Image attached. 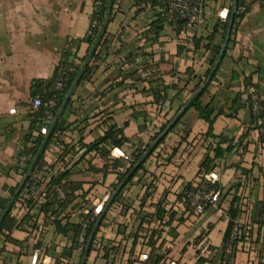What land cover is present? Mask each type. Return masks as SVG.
I'll list each match as a JSON object with an SVG mask.
<instances>
[{
  "label": "crops",
  "instance_id": "0c3cea01",
  "mask_svg": "<svg viewBox=\"0 0 264 264\" xmlns=\"http://www.w3.org/2000/svg\"><path fill=\"white\" fill-rule=\"evenodd\" d=\"M246 1L251 9L240 20L220 70L203 96L204 103L212 102L216 109L230 106L214 123L216 135H224L233 144L246 135L238 149L218 160L207 175L222 190L214 204L197 216L178 198L185 185L196 179L205 158L213 155L218 141L205 136L208 123L191 108L108 210L99 236L116 246L115 264H128L129 259L131 264H149V238L153 234L156 252L164 256L159 264H219L234 197L240 207L238 220L249 227V236L237 243L232 264H264V141L251 127L246 94L236 116L228 115L237 107L230 109L232 99L244 91L248 74L254 73L253 79L264 93V0ZM232 4V0H208L206 21L193 32L201 39V48L195 50L194 37L177 40L175 23L165 21L157 35L151 24L158 17L149 7L140 11L141 0H117L108 24L109 43L101 58L91 59V73L74 89L71 104L63 111L62 126L68 128L52 140L44 155L52 164L53 174L69 169L68 181L82 183L75 191L80 196L65 206L61 214L66 216L59 228L53 221L45 224V214L35 209L32 212L38 230H14L11 240L0 235V264H72L80 248L77 243L74 255L68 256L72 232L65 222L80 223L89 210L102 206L118 177L115 168L119 166L105 168V158L95 151L86 152L84 145L117 125L130 139L120 152L129 154L133 147H144L204 77L221 42ZM93 10L94 0H0V198L7 197L21 179V168L29 157L31 144L25 137L32 122L34 84L55 74L68 49L75 53L71 59L75 65L88 55L89 44L78 40L89 33ZM218 23L217 32L209 40ZM173 83H179V95L169 90ZM165 91L170 92L173 103L168 114L164 107L167 101L158 102L156 95ZM150 185V194L145 196ZM48 187L56 189L60 202L70 192L60 185ZM36 198L38 202L45 200L40 192H36ZM162 198L169 210L164 220L145 219L139 228V219L154 213V204ZM21 204L15 210L20 217L26 213ZM171 212H176L175 219L165 224ZM179 217L185 221L180 223ZM124 225L125 231H119ZM136 233L139 237L130 256ZM199 235L203 236L196 241ZM213 237L220 238L219 242L215 243ZM189 247L192 255L187 259L182 253ZM198 251L205 259L200 263ZM103 261L101 253L92 252L88 264Z\"/></svg>",
  "mask_w": 264,
  "mask_h": 264
},
{
  "label": "trees",
  "instance_id": "16d2710c",
  "mask_svg": "<svg viewBox=\"0 0 264 264\" xmlns=\"http://www.w3.org/2000/svg\"><path fill=\"white\" fill-rule=\"evenodd\" d=\"M116 2H117V0H113L112 9H114V5L116 4ZM141 2L143 4V7H142V9H140V11L141 10L143 11L146 8H148V3L146 0H141ZM232 2H233V0H232ZM250 6H251L250 3H248L246 0H239L238 1L237 9L235 12L234 25L232 28V33H231V37L229 39L227 50L230 46V43L234 40L233 35L236 32L237 28L239 27L240 20H242L245 17V15L250 11V9H251ZM107 8H108V0H94V10L91 13V17H90L89 33L83 39H79L78 43L85 41L89 44V49L92 47V45L96 41V39L99 35V32L101 30V27H102V24H103V21L105 19V15L107 12ZM231 10H232V5L230 6L229 12H228V14L225 18L224 24H223V33H222L221 42L219 43V45H217V47L215 49L214 55L210 61V66L206 70L204 77L200 78L199 81L195 84V86L191 89V94L205 81V79L207 78V76L209 75V73L211 71V68L213 67V65L215 63V60H216V58H217V56L221 50L222 44H223L224 39H225L226 30H227L230 15H231ZM150 11H152L154 13V15L158 17L151 24V28H153L155 30L156 34L158 35L159 31H161L163 28L164 22L165 21L167 22V19L158 10V8L156 7L155 4L152 5V7H150ZM113 16L114 15L112 12L109 23L112 20ZM95 19L98 20V25L96 27H93V23H94ZM172 23H176L178 25L181 24V22H179V21L172 22ZM218 25H219V23L216 25L212 34L208 36L209 40H211L213 38V35H215V33L217 32V26ZM189 35L191 36V38L194 37L193 32H190ZM109 37H110V33L108 32V26H107L105 34L103 35L102 40L99 43L92 59H98V58L102 57L104 47H106V44L109 43ZM194 42H195V50H199L201 48V39L199 37H196V34L194 37ZM207 46H209V45H207ZM227 50H226L224 57L227 54ZM74 57H75V53L72 51V49H68L67 51H65L63 53L62 61L60 62V64L56 68L55 74L50 79L37 80L35 82L34 89H33L30 100L34 96H36V94L45 90L44 88L48 89V87L51 86L56 81V79L58 77V71L61 68L69 67L70 68L69 69V76L63 85L60 103H59L58 108L56 109V113H57V111H58V109H59L68 89H69V87L71 86L76 74L78 73V71H79L81 65L83 64L84 60L86 59L87 55L82 57L80 59V62L77 65H75L71 60L72 58L74 59ZM220 65H221V63H220ZM219 70H220V66L216 70L213 78L211 79V81L207 85V87H205L204 90H202V92H200L197 96H195L193 98L190 106L187 108L186 112L180 117L178 122L170 129L169 133L158 143L156 148L153 150V152L150 154V156L147 157L145 162H143L134 171V173L131 175V177L126 181L124 187L115 196V199H114L113 203L111 204V206L109 207V209L113 206V204H115L116 202L119 201L120 197L122 196L123 190L129 184L132 183L133 178L141 170H144V165H145L146 161L151 156H153L154 153L161 147V145L164 143V141L169 136V134L172 131H174L176 126L181 122L182 118L185 116V114L191 108L196 109L198 111L199 117L208 123V130L205 133V136L211 137L214 139H218V141L216 142V145L214 146V148L212 150L213 155L212 156L208 155L205 158L204 162H202V164H201V169H200L196 179L188 182L185 185L183 191L181 193H179L178 198H179V200L183 201L185 205H188V199L186 198V192L191 190L196 185H200L202 182H206V184H208V186H209L208 188L210 191L214 190L215 194L220 193V190H222L221 185L217 181H213L212 179L208 178L207 175H208L210 169L215 165V163H217L218 160H220L221 158H223L227 154L233 153L234 149H238L237 147H239L241 145L240 142H243V139L246 135L245 134L242 135L240 137L239 141L237 143L233 144V142H230L224 135H216L214 133V123H215L216 119L219 116L226 114L227 109L230 107L229 106L227 108V105H225L224 107H222L220 109H216L212 105V102L204 103V101H203V96L208 92L209 86L215 80ZM91 71H92V65L89 63V65L87 66V68L85 69V71L81 77L79 84L85 78H87V76L91 73ZM234 73H235V71H234ZM192 74H193V72H192ZM188 75L191 76V73ZM253 75H254V73H250L247 76H245V79H244L245 89L243 92H238L236 94V96L232 99V106L230 109L234 108V106L236 104H237V107H235L234 112H231L228 115L230 117L236 116V111L243 106L241 104L242 96H243V94H246L245 104L251 110V122H252L251 127L258 131L260 140L264 141V93H262L260 91V83L258 81H254ZM169 87H170L169 90H175L176 91V95H179L182 92V89L179 87V83H173ZM252 89H255L257 94L260 97L259 104H260L262 109L259 111V113H255L253 110L254 107H253V99H252V95H253ZM156 95H157L158 102H160V99L165 100L164 102L167 101L168 104L164 107H165V111L168 114V112L173 109V107H172L173 103L171 100L170 92L169 91H165L164 93L159 92V93H156ZM71 101L72 100L70 98L65 109H67L70 106ZM185 102L186 101L184 99L180 102L178 107L175 108L173 115L170 118L165 119L161 123L158 131H156L155 133H153L150 136L149 141L146 143V145L144 147H142V148L141 147H137V148L133 147L129 154L126 153L127 155H129L131 157V159L129 161H126L124 159L125 153H122V151L120 152V149H122V146L125 143L130 142V139L125 135L124 129L121 127H118L117 125L110 126L102 136L98 137L93 142L84 145L86 147V152L95 151V152H98L101 155V157L105 158L104 159L105 160V168H108L109 166H112V167L113 166H123L124 167V171L121 173H118L117 182L113 185V188L110 192L109 197L113 194V192L117 188V186L125 179L126 175L130 172V170L133 168L135 163L140 159V157L143 155V153L146 151V149L150 146V144L157 138L159 133L161 131H163V129L166 127V125L170 122V120L173 118V116L180 110V108L185 104ZM30 116L32 117V122H31L29 132L25 137V142L27 144H31V147L29 149V157L26 159L25 164L21 168V171H20L21 178L25 174V172H26L28 166L30 165L33 157L35 156L36 152L38 151V149H39V147H40V145H41V143H42V141H43V139L47 133L48 128L50 127V125H48L47 130L45 132L42 131V125H43V120H44V107L40 108L39 110L31 111ZM62 116H63V113H62L58 123L56 124L54 132L52 133V135H51L43 153L41 154L39 161L36 164L34 170L44 160H46L44 155H45L46 149L48 148V146L50 145L52 140L54 138L58 137L59 135H61L63 133L64 129L68 128V126H66V127L62 126V120H61ZM259 118L263 119L262 125H258V123H257ZM224 144H227V145L224 146ZM111 155H112V157L110 158ZM46 161L50 164V166L52 168V164L50 163V161H48V160H46ZM243 171L246 172V170H244V169H243ZM32 175H33V173H32ZM32 175L27 180L25 186L23 187L21 192L16 197V200L12 204L9 212L5 216L2 223L0 224V235H5L6 240L13 239L10 235H11V232L14 230H21V229L27 230L28 227H31L33 230H35V229L38 230L39 223L36 220V216L32 212L35 209H37L39 212H43L45 214V224L50 222V221H53L55 223L56 227L59 228L61 226V222H62L61 219L65 218V216H66V215L61 214L63 212L65 206L67 205V203L73 201L74 198H76L77 196H80V194H78V193L76 194L75 191L81 189L82 183L76 182V181H68V178L71 175V172L69 169H65L64 171H62L59 174H52L50 176L49 185L50 184L51 185H60L64 189H69L70 192L67 194L68 196H67L66 200L63 202H60V200L57 198L56 189H53V190L50 189L48 191L47 195L45 197H43L45 200L43 202H38L37 198H36V192H39V190L35 191V190L29 189V186L32 182ZM20 180L13 187L10 188V192H9V195L7 197L0 198V215H1L2 211L4 210V208L6 207L9 199L12 196V194L15 192ZM38 185H40V184H38ZM41 187L42 186H40V188ZM151 187H152V185L148 186V189L146 190V192L144 194L145 196L150 194L149 189ZM164 202H165V198H162L161 200H159L157 203L154 204V207H155L154 213H150V214L146 213L143 218L139 217L140 218L139 219V228H142V224H143L145 219H148V221H151V219H158L160 221L164 220V217L169 212V210L166 209ZM237 202H238V198L234 197L232 199L230 206H229V209H228L229 222H228V226H227V229H226V232L224 235L223 246L220 248L223 251V253L227 249V247L229 246L231 231L235 225V221L238 219V216H239L240 207L237 204ZM18 203H22L21 206L25 207V209H26V213L22 217H20L19 214H17V212L15 211L17 206H18ZM105 204H106V201L103 203V207ZM210 206H208V209L210 208ZM49 212H51V213L48 214ZM93 212H94V209L89 210L87 213V216L80 223L71 222V221H69V219L65 222L64 226L68 230H71L70 232H72V237H71L72 242H71V245L68 247V256L72 257L74 255V250L77 246L79 236H80V232L82 231V229L84 227L85 219L88 216L92 215ZM101 213H102V210H100V212L95 216L94 221L90 223V225L87 229V235L85 236V239L83 241V247L81 249V253H80L78 259H77V254L74 256L72 264H80L81 263V258L83 256L88 237H89L92 229L94 228L95 223L98 220ZM107 213H108V211L104 215V217L100 223V226L98 227V230L94 236V239L92 241V244H91V247H90V250L88 253V257L85 261V264H88L89 257H90L92 252H97V254L101 253V255L104 259L102 264H106L109 257L111 256V254H115L114 250L116 249V246L109 245V243L107 241H105L104 238L99 236L100 228L102 227V225L106 219ZM175 214H176V212H171L170 216H169V221H167L165 224L170 225L173 222V220L175 219ZM178 221L180 223L184 222L185 218L179 217ZM210 228H211V226H210ZM125 229H126V225H124L123 229L119 228V231H125ZM42 231H44V227H43ZM153 231H159V229H154ZM171 231L174 235L176 234L175 227H173ZM202 236L203 235H199L196 238V241L201 239ZM138 237L139 236L136 233L135 239L133 241V247L131 248V251H130V256H132L133 253L135 252L136 241H137ZM244 239H245V237L242 238V240H244ZM242 240H240V241H242ZM240 241H235V243L237 244ZM149 243L152 247V251L150 252V255H149L147 261L149 262V264H159L160 261L164 258V256L159 254V252H156L157 240L154 238V234L152 236H150ZM204 260H205L204 258H199V263L203 262ZM221 261L219 264H221ZM131 262H132V260L129 259L128 264H131Z\"/></svg>",
  "mask_w": 264,
  "mask_h": 264
},
{
  "label": "built area",
  "instance_id": "2783aa9c",
  "mask_svg": "<svg viewBox=\"0 0 264 264\" xmlns=\"http://www.w3.org/2000/svg\"><path fill=\"white\" fill-rule=\"evenodd\" d=\"M148 7L156 5L158 10L166 17L168 22H181L177 26V34L181 39H188L189 33L196 31L202 25H204L207 17V3L208 0H146ZM97 17V16H96ZM98 25V20L95 19L93 27ZM69 67L61 68L58 71V77L56 81L45 90L39 92L30 100V106L33 110H39L44 107V120L42 125V131L47 130L48 125H51L52 121L56 115V109L59 106L61 92L63 90V85L69 76ZM252 99L254 112L259 113L262 109L259 100L260 97L257 94L255 89H252ZM258 125L263 124V119L259 118ZM124 159L129 161L131 157L127 154L124 155ZM117 173L124 171L123 166L115 168ZM53 174V170L50 164L44 160L33 172L32 182L29 186V189L35 190L41 193L42 197H45L50 190L48 188L50 176ZM40 184V185H38ZM40 186H42L40 188ZM208 184L202 182L200 185H196L191 190L186 192V198L188 199V205L186 209L195 214H202L208 206H212L215 201L217 193H214V190H209ZM52 191V190H51ZM103 209V205L96 209L92 215L88 216L85 219L84 227L80 232L79 236V248L80 251L83 247V241L87 235V229L91 222L94 221L95 216ZM249 236V227L243 225L237 219L235 225L231 231L230 243L227 249L224 251L221 257V264H231L235 254L237 252V244L235 241H240L242 238ZM106 264H115L114 254H111Z\"/></svg>",
  "mask_w": 264,
  "mask_h": 264
},
{
  "label": "water",
  "instance_id": "95a60500",
  "mask_svg": "<svg viewBox=\"0 0 264 264\" xmlns=\"http://www.w3.org/2000/svg\"><path fill=\"white\" fill-rule=\"evenodd\" d=\"M238 1L239 0H233V4H232V10H231V15H230V19H229V24L226 30V35H225V39L224 42L222 44L221 50L215 60V63L213 65V67L211 68V71L209 73V75L207 76V78L205 79V81L190 95V97L186 100L185 104L180 108V110L173 116V118L170 120V122L166 125V127L163 129V131H161L159 133V135L157 136V138L150 144V146L146 149V151L143 153V155L140 157V159L135 163V165L133 166V168L130 170V172L126 175L125 179L117 186V188L114 190L113 194L108 198V200L106 201V204L104 205L103 209H102V213L99 216L98 220L95 223L94 228L92 229L86 246H85V250L83 253V256L81 258V263L80 264H85V261L88 257V253L92 244V241L94 239V236L98 230V227L100 226V223L104 217V215L106 214V212L108 211L109 207L111 206V204L113 203L115 196L121 191V189L124 187L126 181L131 177V175L134 173V171L143 163L145 162V160L147 159L148 156H150V154L153 152V150L156 148V146L158 145V143L169 133L170 129L178 122V120L180 119V117L186 112L187 108L190 106L193 98L195 96H197L200 92H202V90H204L205 87H207V85L210 83L211 79L213 78L216 70L218 69V67L220 66V63L226 53L227 50V46L229 43V39L231 37V33H232V28L234 25V19H235V12L237 9V5H238ZM112 7H113V0H108V8H107V12L105 15V19L103 21L101 30L99 32V35L96 39V41L94 42V44L92 45L86 59L84 60L83 64L81 65L78 73L76 74L71 86L69 87L56 115L54 120L52 121L50 127L47 130V133L38 149V151L36 152L35 156L33 157L30 165L28 166L25 174L23 175V177L21 178L15 192L12 194L11 198L9 199L6 207L4 208V210L2 211L1 215H0V224L2 223V221L4 220L5 216L7 215V213L9 212L12 204L14 203V201L16 200V197L18 196V194L21 192V190L23 189V187L25 186L27 180L29 179V177L32 175L34 168L36 166V164L39 161V158L41 156V154L43 153L52 133L54 132L55 126L58 123L64 109L67 106V103L69 101V99L71 98V95L74 91V89L77 87V85L79 84L81 77L85 71V69L87 68V66L89 65L99 43L102 40L103 35L105 34L106 28L108 26L109 20L111 18V14H112Z\"/></svg>",
  "mask_w": 264,
  "mask_h": 264
},
{
  "label": "rangeland",
  "instance_id": "374dc122",
  "mask_svg": "<svg viewBox=\"0 0 264 264\" xmlns=\"http://www.w3.org/2000/svg\"><path fill=\"white\" fill-rule=\"evenodd\" d=\"M211 21H212V20L209 19V22H210V23H212ZM177 40L180 41V42H183V41H185V40H187V39H181V40H180V38L177 36ZM30 108H31V111H34V110L32 109L31 106H30ZM213 240H214L215 243H218L219 240H220V238H218V237H213ZM80 253H81V251L78 253V255H77V259H78L79 255H80ZM182 255H183V257H186L187 259H189V258L191 257V255H192V247H189V249L185 250V251L182 253ZM196 255H197L199 258H204V256H202V252H201V251H198V252L196 253Z\"/></svg>",
  "mask_w": 264,
  "mask_h": 264
}]
</instances>
